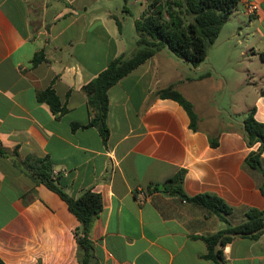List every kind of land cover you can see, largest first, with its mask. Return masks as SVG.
Instances as JSON below:
<instances>
[{"label": "crops", "instance_id": "crops-1", "mask_svg": "<svg viewBox=\"0 0 264 264\" xmlns=\"http://www.w3.org/2000/svg\"><path fill=\"white\" fill-rule=\"evenodd\" d=\"M150 1L140 3L145 6L135 15L123 0H0V146L6 151L0 155V258L5 264H79L74 236L79 221L59 194L23 169L27 155L48 157L67 194L86 189L101 194L102 209L91 229L97 264H216L206 257L202 236L226 223L199 205L152 189L179 169L185 170L187 195L212 193L232 207L227 216L232 225L245 219L248 208L264 210L263 175L244 163L258 143H246V114L238 117L232 98L236 89L223 107L204 89L229 86L214 53L231 52L249 62L259 56L262 71L248 72L258 77V88L246 111L254 108V117L264 122V0H240L217 36L224 35L227 45L216 48V38L199 65L162 48L113 84L105 142L87 125L91 112L82 85L114 57L133 52L134 20ZM249 2L257 4L256 13L248 14ZM125 24L131 30L127 38ZM39 51L44 59L33 65ZM169 85L192 104L196 130L179 102L155 96ZM48 87L62 113L37 98ZM262 158L264 165V151ZM140 190L147 192L143 202ZM231 237L219 247L225 264H264V232Z\"/></svg>", "mask_w": 264, "mask_h": 264}, {"label": "trees", "instance_id": "trees-1", "mask_svg": "<svg viewBox=\"0 0 264 264\" xmlns=\"http://www.w3.org/2000/svg\"><path fill=\"white\" fill-rule=\"evenodd\" d=\"M125 1V0H124ZM240 0H152L139 17L134 20L136 34L135 48L130 54H120L110 60L94 78L82 85L81 89L87 97L91 118L87 125L95 126L105 142L109 136L107 126L108 89L132 69L143 63L155 52L167 48L176 57L188 62L192 66L202 63L208 49L216 40L222 25L229 19ZM264 58V54H261ZM44 59L43 51L36 52L32 58L33 65ZM264 93V90H261ZM155 96L171 98L179 102L190 118V128L197 129V115L192 104L174 89L173 85L157 90ZM39 100L47 101L54 112L62 113L59 98L50 87L37 93ZM77 126V125H76ZM86 126V125H83ZM243 134L249 147L258 143L255 150H251L245 157L244 163L263 175L261 191L264 195V165L262 153L264 151V122L254 117L251 108L242 120ZM211 145L216 141L211 139ZM6 151L0 146V155ZM16 155V153H15ZM23 169L36 183H43L55 191L66 202L68 209L76 216L79 226L74 231L78 245L79 264H97L94 245L91 239V229L95 219L102 209V197L99 192L86 189L78 196L67 194L54 177L52 163L48 157L27 155L22 161ZM185 170L179 169L173 176L152 189L161 190L179 196L181 199L199 205L215 213L226 223L224 229L213 234L202 236L206 242L208 252L206 257L219 264L214 254V246L225 232H251L264 225V210L248 208L245 219L236 225L230 224L227 216L232 207L222 198L212 193H198L187 195L182 189ZM147 190V191H151ZM138 192V191H137ZM264 229L249 234L247 237H257ZM231 236H224L221 245L230 240ZM219 257L224 261L222 251L218 249ZM0 264H5L0 258Z\"/></svg>", "mask_w": 264, "mask_h": 264}, {"label": "rangeland", "instance_id": "rangeland-1", "mask_svg": "<svg viewBox=\"0 0 264 264\" xmlns=\"http://www.w3.org/2000/svg\"><path fill=\"white\" fill-rule=\"evenodd\" d=\"M124 1V0H123ZM141 1V2H140ZM146 0H125L126 8L133 14L137 15V11L144 6H140V3H145ZM143 9V8H142ZM140 13V12H139ZM130 27L125 24L123 28V34L127 38L131 33L129 31ZM224 35H220L216 42L214 43L216 48H224L227 45V40H224ZM232 46H234V42H232ZM236 46H240L236 43ZM209 50V49H208ZM228 55L229 62H226L228 59L225 56ZM234 53H223L222 51L218 53H214V57H217V71L220 72L228 81L229 86L226 90L221 89H211L210 85H206L205 92L216 95L219 98L218 102L221 100L222 107L231 103L229 101L230 90L236 89V92H232V98L236 99L238 105H236L238 110V117L244 116L248 111H246V106L253 103V98L255 97V92H257L258 88V77L250 78L248 77V72L252 71V69H256L262 71L261 62L259 60V56L255 61L249 62V59L245 57V59H240L234 56ZM248 55V54H247ZM212 56V55H211ZM224 62V64H223ZM219 80V78H218ZM217 81V80H216ZM257 83V84H256ZM203 88L199 89V94L202 92ZM226 92V95H225ZM225 95V96H224ZM232 99V100H233ZM234 101V100H233ZM234 104V102H232ZM233 109V108H232Z\"/></svg>", "mask_w": 264, "mask_h": 264}, {"label": "water", "instance_id": "water-1", "mask_svg": "<svg viewBox=\"0 0 264 264\" xmlns=\"http://www.w3.org/2000/svg\"><path fill=\"white\" fill-rule=\"evenodd\" d=\"M264 229V225L251 231V232H225L223 233L221 236H219L215 246H214V254H215V257H216V260L218 261L219 264H225V262L219 257L218 255V249L219 247L221 246V240L224 236L226 235H231V236H237V235H249V234H255L261 230Z\"/></svg>", "mask_w": 264, "mask_h": 264}, {"label": "built area", "instance_id": "built-area-1", "mask_svg": "<svg viewBox=\"0 0 264 264\" xmlns=\"http://www.w3.org/2000/svg\"><path fill=\"white\" fill-rule=\"evenodd\" d=\"M247 12H248V14H253V13H256L257 11H258V6H257V4H255V3H253V2H249L248 4H247ZM147 192H144V191H142V190H140L139 192H138V197H139V201L140 202H143V200H144V198L146 197V194Z\"/></svg>", "mask_w": 264, "mask_h": 264}]
</instances>
